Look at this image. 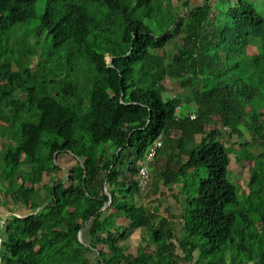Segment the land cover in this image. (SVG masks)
Instances as JSON below:
<instances>
[{"label": "trees", "instance_id": "16d2710c", "mask_svg": "<svg viewBox=\"0 0 264 264\" xmlns=\"http://www.w3.org/2000/svg\"><path fill=\"white\" fill-rule=\"evenodd\" d=\"M37 1L0 0V197L29 210L0 221V264H264V15L247 0L229 20L225 0H44L23 40ZM160 136L149 183L187 195L181 236L136 201ZM234 152L251 162L244 194Z\"/></svg>", "mask_w": 264, "mask_h": 264}, {"label": "rangeland", "instance_id": "374dc122", "mask_svg": "<svg viewBox=\"0 0 264 264\" xmlns=\"http://www.w3.org/2000/svg\"><path fill=\"white\" fill-rule=\"evenodd\" d=\"M216 0H214L215 3ZM250 1L253 6L255 7V9L260 12L262 15H264V0H247ZM236 0H231V2H228L227 0H225V6L227 7L226 9H223V13L225 12V20H229L228 15H227V11L229 8L234 7L236 5ZM196 1L195 0H190L189 5L191 7L196 6ZM215 6L218 5V3L214 4ZM45 10V1L44 0H38L36 3V16L33 20H31L30 22L26 23V24H19L15 27L16 29V36L18 35L19 38L21 39H26L28 38L27 36H29L28 40H30L31 38L33 39L34 34L31 35V30L35 29L41 22V17L44 13ZM226 10V11H225ZM221 14V13H220ZM153 29H156L154 26V24L152 25ZM46 31L43 33L42 38H44ZM34 40V39H33ZM36 61V60H35ZM106 61L108 63H111V57L107 56L106 57ZM81 76H83L85 78L84 75L81 74ZM169 85V84H168ZM172 86V82L171 85ZM172 92H177V93H184V90H182L181 88H179L176 84V87L173 89H170ZM181 91V92H179ZM163 98L164 99H168L171 94L169 92V90H166L163 92ZM194 99H192V101L188 103H186V105H190L191 109H196V104L193 102ZM238 136L234 135L233 136V141L237 140ZM4 142V140L2 138H0V158L3 155V151L2 148L4 146H2V143ZM262 150L256 146L253 147L251 149V152H255L256 155L259 154ZM236 154V152L230 154L231 157V165L229 167L230 171H232V174L230 173V179L238 184V192H241L242 194L247 193L248 189V183H249V178H248V169L251 167V162L249 161H244L243 163H239L236 160V157H234ZM60 158L58 159L61 163L59 164L61 167L66 166V164H68V166H71V164L74 162V157H72L71 154H62L61 156H59ZM58 161V163H59ZM204 171V169L202 170ZM52 173L54 174L55 177L57 176H61L62 174V169L61 168H56L53 169ZM206 175V173H203V176ZM191 179V177L188 178V180ZM198 179V177H197ZM47 179L45 178V181ZM196 180V179H195ZM176 189L179 188V186L176 185L175 187ZM168 188H166V186L164 185H160L159 189L156 191L154 188H150L148 192H144L143 195H141L140 197H138V201L139 203L142 204H148L151 206H155L157 205V203H160V214H167L169 216H175L177 218V222H178V229L176 231L177 236H181L182 234V229L180 228V222L179 219L181 218V212H180V206H179V202L177 200H172L171 198H168V196H170V194H168ZM164 194V196L162 195ZM241 194V195H242ZM257 199L256 201L259 202L260 199ZM160 201V202H159ZM1 208L5 210L6 213H8V207L2 205ZM173 212V213H172ZM18 214H25V211L21 210ZM11 216V214L8 215V217ZM171 216V217H172ZM6 220L3 219L2 222H5ZM148 237L147 232L142 229L140 232L136 233L135 235H133L127 242L126 244L129 246V249L132 252H135L137 250V248H139L140 244H145V240Z\"/></svg>", "mask_w": 264, "mask_h": 264}, {"label": "crops", "instance_id": "0c3cea01", "mask_svg": "<svg viewBox=\"0 0 264 264\" xmlns=\"http://www.w3.org/2000/svg\"><path fill=\"white\" fill-rule=\"evenodd\" d=\"M179 88H181V87H179ZM182 90H184L183 88H181ZM179 92H181V91H179ZM181 95H182V97H183V99H184V103L186 104V103H188L189 104V102L190 101H192V99H194V97H192V93H191V91L189 90V91H185L184 90V93H181ZM194 102V101H193ZM185 158V157H184ZM151 174H152V172H151ZM137 176V175H136ZM137 180H138V176H137ZM160 185H163V184H160ZM176 185L177 184H174V186H173V188H175L176 187ZM177 186H179V185H177ZM150 188H151V184H150ZM181 188H182V186H179V188H178V190H181ZM176 189V188H175ZM141 192H142V189H141ZM141 195H143V193L141 194ZM141 195H138L137 196V199H136V201H137V203L138 204H142V203H139V201H138V197H140ZM186 197H187V195H184L183 193H181L180 194V196H179V206H183L184 204H186L187 202H186ZM168 198H171L172 200H176L172 195H170V196H168ZM4 199L2 198V197H0V221L2 222L3 221V219H7V217H8V215L9 214H11V215H16V216H19V215H23V214H18L21 210L23 211H25V214L24 215H26L27 216V214L29 213V210H27V208L25 207V206H21V205H15V204H13L12 202L11 203H8V207L12 210V212H8V213H6L5 212V210H4V208L2 209L1 208V206L3 205L2 204V201H3ZM144 205H148V204H144ZM39 209V208H38ZM34 213V212H33ZM173 213V212H172ZM162 215H164V216H167V214H162ZM180 219H182V218H180ZM179 219V220H180ZM181 225V224H180ZM79 236H80V240L82 241L83 239H82V235L79 233Z\"/></svg>", "mask_w": 264, "mask_h": 264}, {"label": "built area", "instance_id": "2783aa9c", "mask_svg": "<svg viewBox=\"0 0 264 264\" xmlns=\"http://www.w3.org/2000/svg\"><path fill=\"white\" fill-rule=\"evenodd\" d=\"M161 141L158 140L155 142L154 146L149 150L148 154L146 155V162L142 163L139 173H138V180L141 188H145L150 179V172L148 168V163L153 159L156 153V149L158 146H161Z\"/></svg>", "mask_w": 264, "mask_h": 264}, {"label": "clouds", "instance_id": "9594fccd", "mask_svg": "<svg viewBox=\"0 0 264 264\" xmlns=\"http://www.w3.org/2000/svg\"><path fill=\"white\" fill-rule=\"evenodd\" d=\"M107 56H110V55H107ZM111 57V56H110ZM111 59H112V57H111ZM191 118L192 119H195L196 118V113H195V109H193L192 110V113H191ZM223 130H224V132H225V136L227 135V133H228V131H230V128L229 127H224L223 128ZM158 140H160L161 142H162V137L160 136L159 138H157L150 146H149V148H148V152H149V150L154 146V144H155V142L156 141H158ZM162 145H163V142L161 143V146H158L157 147V149H156V153H157V150H159V148H161L162 147ZM156 153H155V155H156ZM155 157V156H154ZM153 157V158H154ZM235 157V156H234ZM149 172H150V169H149ZM151 174V173H150ZM150 181V180H149ZM149 187H150V183L148 182V184H147V186L143 189V188H141L142 189V193H144V192H148V190H149ZM111 204V203H110ZM109 204V205H110ZM105 207H107V206H105Z\"/></svg>", "mask_w": 264, "mask_h": 264}, {"label": "water", "instance_id": "95a60500", "mask_svg": "<svg viewBox=\"0 0 264 264\" xmlns=\"http://www.w3.org/2000/svg\"><path fill=\"white\" fill-rule=\"evenodd\" d=\"M111 62H112V59H111ZM110 203H111V200L108 201V202L105 204V206H108ZM38 210H39V209H36V210L34 211V213H36ZM25 216H26V215H19V217H25Z\"/></svg>", "mask_w": 264, "mask_h": 264}]
</instances>
